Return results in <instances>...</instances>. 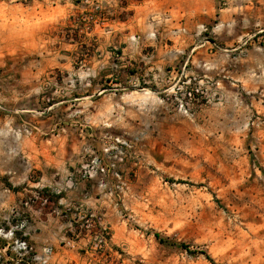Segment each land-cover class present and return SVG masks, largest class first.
I'll return each mask as SVG.
<instances>
[{
  "label": "rangeland",
  "instance_id": "374dc122",
  "mask_svg": "<svg viewBox=\"0 0 264 264\" xmlns=\"http://www.w3.org/2000/svg\"><path fill=\"white\" fill-rule=\"evenodd\" d=\"M0 264H264V0H0Z\"/></svg>",
  "mask_w": 264,
  "mask_h": 264
},
{
  "label": "built area",
  "instance_id": "2783aa9c",
  "mask_svg": "<svg viewBox=\"0 0 264 264\" xmlns=\"http://www.w3.org/2000/svg\"><path fill=\"white\" fill-rule=\"evenodd\" d=\"M87 167L88 165L83 166V168ZM62 215L68 218L66 222L70 230L77 229V236L80 239H83V230H85L84 237H88V242H92L100 248L108 245L110 231L102 221L97 220V214L93 210L81 205H67L62 211Z\"/></svg>",
  "mask_w": 264,
  "mask_h": 264
},
{
  "label": "crops",
  "instance_id": "0c3cea01",
  "mask_svg": "<svg viewBox=\"0 0 264 264\" xmlns=\"http://www.w3.org/2000/svg\"><path fill=\"white\" fill-rule=\"evenodd\" d=\"M85 181H86V179H83L81 181V185H83V182H85ZM70 182H72V181H70ZM69 188H70V186L68 188H65V190L69 192L70 191ZM86 197L87 196L85 194H83V192H79L78 198L76 200H69L68 198H64L62 200H63V202H66V203H62V204H63V206H67V205H71V204L72 205H81L83 207H87V208L93 210L96 203L94 201H90V199H88ZM64 224L67 226V222ZM67 238H70V237H67Z\"/></svg>",
  "mask_w": 264,
  "mask_h": 264
},
{
  "label": "trees",
  "instance_id": "16d2710c",
  "mask_svg": "<svg viewBox=\"0 0 264 264\" xmlns=\"http://www.w3.org/2000/svg\"><path fill=\"white\" fill-rule=\"evenodd\" d=\"M156 236H158V237H159V234H156ZM208 258H210V257H208Z\"/></svg>",
  "mask_w": 264,
  "mask_h": 264
}]
</instances>
